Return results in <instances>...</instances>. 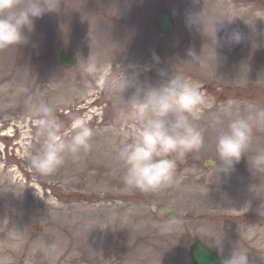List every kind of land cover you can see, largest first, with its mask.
Instances as JSON below:
<instances>
[{"label": "rangeland", "instance_id": "rangeland-1", "mask_svg": "<svg viewBox=\"0 0 264 264\" xmlns=\"http://www.w3.org/2000/svg\"><path fill=\"white\" fill-rule=\"evenodd\" d=\"M161 10L176 19L168 34L155 24ZM200 12L206 27L219 24L218 60L204 67L187 55L208 51L202 26L187 24L189 14ZM233 31L243 39L229 45L223 37ZM25 34L27 44L0 49V264H192L188 248L197 238L223 258L242 246L250 264H264V175H254L247 156L219 173L221 126L214 124L229 102L233 117L264 110V0H61L58 13L37 19ZM62 47L78 55L72 68L57 61ZM89 56L97 72L84 76L80 68ZM128 65H135L129 75L146 84L182 75L206 98L195 121L204 131L203 149L178 161L175 182L154 192L126 188L124 165L109 183L108 154L98 152L106 145L118 154L130 139L131 126L115 119L123 97L106 88ZM38 100L53 104L65 127L86 117L100 138L92 137L90 152L99 156L90 175L75 173L80 156H67L50 175L30 166L40 144L29 107ZM260 148L264 126H254L248 155ZM207 158L215 163L206 167ZM223 200L230 208L218 214ZM167 206L180 209L176 219L164 217ZM79 208L90 228L81 241L74 232Z\"/></svg>", "mask_w": 264, "mask_h": 264}, {"label": "clouds", "instance_id": "clouds-1", "mask_svg": "<svg viewBox=\"0 0 264 264\" xmlns=\"http://www.w3.org/2000/svg\"><path fill=\"white\" fill-rule=\"evenodd\" d=\"M61 0H0V49L20 46L29 42L25 34L35 30V21L47 13H58ZM189 27L202 26L208 41L200 54L189 49L187 55L206 66L210 60H218V25L206 27L200 13H191L187 18ZM227 44L240 43L239 32L233 31L223 37ZM157 61L158 56L153 54ZM122 67L121 74L106 84L110 93L123 97L124 107L115 116L122 126H131L130 139L121 142L118 159L125 166L123 183L126 188L141 192H154L175 182L178 161L188 154L199 152L205 145L204 131L195 121L200 118L206 98L198 85L179 74H173L158 85L141 82L129 69ZM84 76L97 72V62L92 56L85 59L80 68ZM162 76L166 73L161 72ZM131 90L125 98V93ZM231 104L216 116L214 124L221 126L216 139L215 151L220 160L219 173L228 174L247 156L254 175H264V148L248 155L253 144L254 126H264V110L248 116H235ZM29 115L35 125V137L39 151L30 156V166L41 175H50L60 169L69 155L87 153L92 148L94 132L84 116H75L65 127L55 112V106L43 100L32 103ZM227 120L226 128L223 127ZM261 214H264L262 206ZM222 264H250L248 250L242 246L234 248Z\"/></svg>", "mask_w": 264, "mask_h": 264}, {"label": "water", "instance_id": "water-1", "mask_svg": "<svg viewBox=\"0 0 264 264\" xmlns=\"http://www.w3.org/2000/svg\"><path fill=\"white\" fill-rule=\"evenodd\" d=\"M155 22L164 34L171 31L174 27V20L169 11L159 12L156 16ZM58 61L63 66L69 68L77 62V56L74 51L61 48L58 51ZM205 164L211 165L213 162L208 159ZM179 213L180 210L177 207H166L164 209V215L168 219L177 218ZM188 254L191 257L193 264H222L223 261V258L218 253L213 251L200 239H195L190 243Z\"/></svg>", "mask_w": 264, "mask_h": 264}, {"label": "bare ground", "instance_id": "bare-ground-1", "mask_svg": "<svg viewBox=\"0 0 264 264\" xmlns=\"http://www.w3.org/2000/svg\"><path fill=\"white\" fill-rule=\"evenodd\" d=\"M93 137H96V141L98 142V140L100 139L99 137L97 136H93ZM105 144V143H104ZM98 152L105 155L106 156V153L108 154L107 158L106 157H103L105 160V169L106 170H109L113 173L114 171V175L112 176V174H110L108 177L106 178H109L110 177V181L109 183H113L115 184L116 183V168L118 167H122L123 166V163L118 159V154L117 152L113 151L112 149H110L108 146L106 145H102L98 148ZM94 150V149H93ZM113 155V157H112ZM77 156H80V157H77V159L75 160V173L78 175V176H83V175H90L89 174V170L90 169H93L95 168V166H97L96 164H94L93 162V157H97L98 158V154H94V152L91 154V152H87V153H80L79 155ZM101 157V156H100ZM262 193V191H261ZM263 195H264V191H263ZM221 199V198H219ZM122 207V206H120ZM118 206H116V208H120ZM230 207H227L226 203L224 202L223 200V203L219 204V206H217V209H218V214H227L228 213V209ZM83 210L82 208H79L77 209L78 211V214L76 216V219L74 221V232L76 234V237L75 239H78L80 237V241H81V238L83 237V234L87 235V237L89 238L90 235H89V231H90V228H89V225H86L85 221L87 219V217H83L84 214H83ZM128 211V210H127ZM212 213V212H211ZM215 213V211H214ZM263 250V249H262ZM264 251V250H263Z\"/></svg>", "mask_w": 264, "mask_h": 264}]
</instances>
